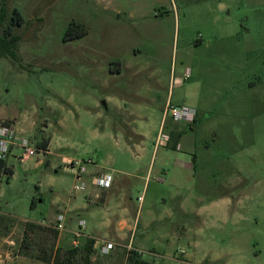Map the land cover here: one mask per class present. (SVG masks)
Returning <instances> with one entry per match:
<instances>
[{
    "label": "rangeland",
    "instance_id": "374dc122",
    "mask_svg": "<svg viewBox=\"0 0 264 264\" xmlns=\"http://www.w3.org/2000/svg\"><path fill=\"white\" fill-rule=\"evenodd\" d=\"M141 2L143 12L157 5L154 15L132 21L95 0H0L6 21L15 9L26 20L16 30L18 61L0 59V118L18 123L38 151L24 161L8 157L13 174L0 178V264H19L26 223L53 227L59 215L61 248H77V264L84 235L116 243L121 220L129 222L125 247L116 244L109 255L95 249L94 264H125L130 244L154 264H177L183 249L194 264H264V0ZM72 22L89 34L65 42ZM150 61L157 66L151 81L150 71L131 69ZM171 97L179 107L199 103L208 115L201 113L193 132L204 136L202 162L181 177L172 167L164 180L153 150ZM46 140L48 150H38ZM70 160L87 163L84 190L74 191L82 181L67 169ZM97 173L111 174L114 185L96 186ZM227 197L233 201L224 206ZM212 200L211 211L238 212V225L208 219L198 232L192 220L167 217L182 204L193 209ZM80 218L87 222L81 231ZM184 224L186 236L177 232ZM50 240L35 230L30 251L38 254Z\"/></svg>",
    "mask_w": 264,
    "mask_h": 264
},
{
    "label": "crops",
    "instance_id": "0c3cea01",
    "mask_svg": "<svg viewBox=\"0 0 264 264\" xmlns=\"http://www.w3.org/2000/svg\"><path fill=\"white\" fill-rule=\"evenodd\" d=\"M141 1L125 0L124 1L125 4H121V6H118L116 4L117 5L116 6V5H113L112 3H110L108 0H95L96 5L100 8H103L104 11H112L115 14L119 13V15H121L122 13H126L129 17V19L132 21H137L141 18H147V17L154 15V9L157 5H153L146 12H143L144 7H143ZM124 67L128 68L126 66H124ZM155 67H157L156 64H154L153 62L150 61V62H147V64L143 67H139L136 65L135 67H133L131 69L136 70L135 74H142L146 71H150L151 72L150 81H151L153 78L152 75H155V73H157V71L155 70ZM120 68L121 69L118 73L121 75L123 69H122V67H120ZM154 79H156V77H154ZM155 85L157 87H160L158 85V83H156ZM139 98L144 99V100H148V98L144 97L143 95L139 96ZM172 101L173 100L171 97V99L169 98L168 102L165 104V106L163 108L162 120L160 123V129L162 131V132H160V134L164 133V134L169 135L170 140L168 142H161L160 144L162 146L159 144L153 150V159H155V163H157V162L161 163V166L159 167V172L161 175H163L164 180H167L168 178L170 179V172L172 170V167H174L175 170L177 169L176 175L181 177V175L184 176L186 172H189L190 170L195 169L197 166H199L198 164L200 163V161L202 162L203 159L201 158V156L198 152V142H200V141L203 142L204 136H202V137L200 136V138H199L198 135L194 136L193 132H195L198 129V127L201 125V122H202L201 116H203V115H201V113H205V115H208V111L205 110V108L200 109L199 103L196 104L193 102H187L186 101V103H189V105L185 104L182 107H189V108L195 109L197 111L196 119H195L194 123L176 122L172 119V117L170 115L167 114L168 105H173V106L179 107V106L173 104ZM5 120H11V118H0V121H5ZM17 124L18 123L12 124V126L14 128H16ZM183 124L188 126V131L184 130ZM166 129H167V131L165 132ZM20 133L21 132L18 131L19 136L22 137ZM134 134H136V133H134ZM136 135L140 136L141 140H142V138H144V139H150L151 138L150 131H139ZM178 145L180 146V149H177ZM97 175H100V174L97 173ZM195 178H196V176H195ZM176 180H178V179H176ZM171 182L176 183V181L174 179H173V181L171 180ZM113 185H114V181L112 182V186ZM197 199H201V198H197ZM222 201H223V205L225 206V205L231 204L233 200L230 197H227V198H224ZM216 204H218V203L216 201L212 200L210 202V204H203V205H200L198 208H193V209L188 208V206L186 204H182L181 207H179L178 211L171 210L170 212H168L167 217L170 220H172L176 217H183L185 219V221L186 220H190V221L192 220V221H194V224L198 228V232L202 231L203 228L207 225L208 219H217L214 221L213 224L216 225L219 223L222 228L224 226H230V225L231 226H237L238 222H239L238 220L240 218H242V216L240 214H238V212L230 213L227 211H211V210H209V207L211 205H216ZM105 205H107V201H106ZM81 219L82 218H80L78 220V222ZM82 220H84V219H82ZM78 222H77V225H78ZM186 225L187 224L182 225L181 229H179V231H177L182 236H186L190 232V228L188 229ZM77 227H79V225ZM128 228H129V222L127 220L119 221L118 227L116 229L118 234H115L116 239H114L118 246L125 247V244H123L124 243V231ZM68 232H70L73 235L74 234L76 235L78 230H77V228L76 229L69 228ZM117 232L115 231V233H117ZM87 238H93L96 240V242L98 240H100L99 237L97 236V234L87 233L84 235V237L82 239V243H84L85 240L87 241ZM58 246L62 247V245H61V233H60V237L58 240ZM196 246H197V244L194 245V247H196ZM95 249L97 250L96 246H95ZM152 253L155 255V252H152ZM181 253H182V257L176 258L177 264H194L189 258L185 257L186 251L184 249L181 251ZM6 257L8 260H11V257L9 255H6ZM94 259H96V258L93 257V264H94ZM17 261L19 262V264H52V263H44V262L29 258V257H25V256H18Z\"/></svg>",
    "mask_w": 264,
    "mask_h": 264
},
{
    "label": "trees",
    "instance_id": "16d2710c",
    "mask_svg": "<svg viewBox=\"0 0 264 264\" xmlns=\"http://www.w3.org/2000/svg\"><path fill=\"white\" fill-rule=\"evenodd\" d=\"M5 2V1H4ZM0 59L10 58L13 61H18V44L21 40V36L16 34V30L25 25L26 20L22 13L15 9L10 21H6L7 10L4 4H0ZM89 34V30L83 23L72 22L68 27L64 36L65 42L79 40L86 37ZM1 106V105H0ZM11 120L0 121V126L12 125ZM38 150L46 152L49 147V141H43L37 145ZM13 174V169L8 165L7 159L0 158V178ZM32 207H35V201H32ZM35 230H44L50 236L51 244L42 247L41 251L36 254L30 251L31 236ZM60 237V232L55 227L42 228L33 222L26 223L24 230V239L21 246L20 255L26 256L44 263L52 264H77L75 262L78 256L79 250L72 248L64 251L63 248L56 245ZM49 242V240L47 239ZM96 240L88 238L83 255V264H93V257L95 253ZM125 264H154L143 259V254H139L136 250H129L126 256Z\"/></svg>",
    "mask_w": 264,
    "mask_h": 264
},
{
    "label": "built area",
    "instance_id": "2783aa9c",
    "mask_svg": "<svg viewBox=\"0 0 264 264\" xmlns=\"http://www.w3.org/2000/svg\"><path fill=\"white\" fill-rule=\"evenodd\" d=\"M190 73L187 72V78H189ZM167 114L172 117V119L176 122H187L194 123L197 115V111L195 109L189 107H176L173 105H169L167 108ZM170 140V136L162 133L158 141L168 142ZM177 149H180L178 145ZM21 151V154L15 155V151ZM38 153L36 148L33 147L32 143L29 139L20 137L16 128L12 125L9 126H0V158L8 159V157L12 156L17 158L19 161L28 160L31 157L35 156ZM91 162V161H90ZM86 163V162H85ZM67 169L76 175L77 181H82L81 184L76 183L74 186V191L84 190L86 187V183L83 181V175L87 172L86 164L79 160H70L68 163ZM113 177L111 174H100L95 178L96 186L101 188H110L112 186ZM64 216L59 215L56 220V224L53 226L59 231L64 230ZM46 224V223H43ZM79 231L84 230L87 226V222L85 220H81L79 222ZM50 226V225H48ZM77 236H81L80 232L76 233ZM97 249L102 255H109L116 248V243L107 240H100L96 242ZM129 250H136L139 254H144L142 250L136 249L131 245L128 246ZM128 250V251H129Z\"/></svg>",
    "mask_w": 264,
    "mask_h": 264
}]
</instances>
